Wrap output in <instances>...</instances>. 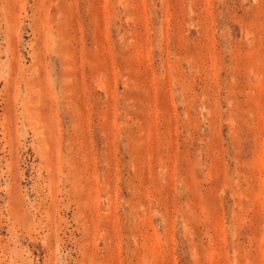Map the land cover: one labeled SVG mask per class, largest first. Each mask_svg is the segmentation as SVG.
Instances as JSON below:
<instances>
[{
    "label": "rangeland",
    "instance_id": "1",
    "mask_svg": "<svg viewBox=\"0 0 264 264\" xmlns=\"http://www.w3.org/2000/svg\"><path fill=\"white\" fill-rule=\"evenodd\" d=\"M0 264H264V0H0Z\"/></svg>",
    "mask_w": 264,
    "mask_h": 264
}]
</instances>
